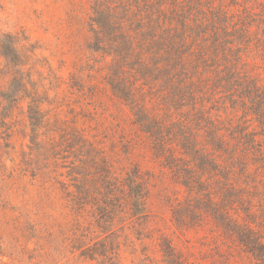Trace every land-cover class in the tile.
<instances>
[{"label": "trees", "instance_id": "16d2710c", "mask_svg": "<svg viewBox=\"0 0 264 264\" xmlns=\"http://www.w3.org/2000/svg\"><path fill=\"white\" fill-rule=\"evenodd\" d=\"M106 1L91 7L88 50L104 62L105 83L130 114L126 159L107 158L56 110L42 112L47 90L30 83V52L1 30L0 128L26 105L36 147L30 165H58L65 153L73 155L72 165L80 166L68 176L82 213L95 196L84 165H97L99 192L106 194L101 210L147 216L150 180L129 162L143 144L161 180L179 189L186 214L180 226L209 220L226 261L237 252L239 264H264V0ZM14 132L5 135V147ZM30 172L36 182L50 173ZM86 238L80 257L117 259L114 248ZM169 251L174 264H194Z\"/></svg>", "mask_w": 264, "mask_h": 264}, {"label": "rangeland", "instance_id": "374dc122", "mask_svg": "<svg viewBox=\"0 0 264 264\" xmlns=\"http://www.w3.org/2000/svg\"><path fill=\"white\" fill-rule=\"evenodd\" d=\"M95 1L107 3L0 0V30L14 35L30 52V83L38 85L40 93L47 90L42 112L49 111L51 116L56 110L66 127L82 130L116 162L118 157L126 159L124 153L134 132L128 110L105 83L104 62L88 50L87 25ZM2 61L0 58V68ZM20 107L0 128V264H174L169 246L190 263L239 264L237 252L236 259L228 256L226 261L209 220L199 222L201 227L195 229L192 223L186 227L178 224L186 216L183 198L177 194L179 189L161 180L159 165L143 144L136 146L129 162L140 165L150 180L147 216L101 210L106 206V194L99 192L97 171H93L97 165H84L90 171L86 185L95 196L85 200L87 208L82 213L80 201L75 200V182L68 176L72 167L80 165H72L69 153L58 165H30L36 147L31 144V129L25 119L28 109L25 104ZM10 130L15 131L14 136L5 147ZM41 167L50 173L44 181L36 182L30 170ZM85 237L86 242L94 240L108 250L114 248L117 259L89 261L80 257L77 249Z\"/></svg>", "mask_w": 264, "mask_h": 264}]
</instances>
